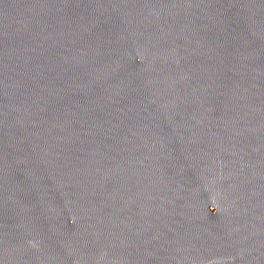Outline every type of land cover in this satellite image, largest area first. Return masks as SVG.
I'll return each instance as SVG.
<instances>
[{
    "label": "water",
    "instance_id": "1",
    "mask_svg": "<svg viewBox=\"0 0 264 264\" xmlns=\"http://www.w3.org/2000/svg\"><path fill=\"white\" fill-rule=\"evenodd\" d=\"M0 264H264V0H0Z\"/></svg>",
    "mask_w": 264,
    "mask_h": 264
}]
</instances>
